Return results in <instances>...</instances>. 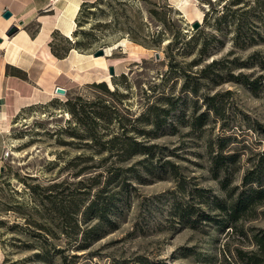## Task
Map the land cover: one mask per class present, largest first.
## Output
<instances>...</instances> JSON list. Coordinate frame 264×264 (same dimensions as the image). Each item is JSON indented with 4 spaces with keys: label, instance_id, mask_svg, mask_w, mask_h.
<instances>
[{
    "label": "rangeland",
    "instance_id": "rangeland-1",
    "mask_svg": "<svg viewBox=\"0 0 264 264\" xmlns=\"http://www.w3.org/2000/svg\"><path fill=\"white\" fill-rule=\"evenodd\" d=\"M76 43L91 55L109 49L97 57L108 89L82 78L0 131L3 264L260 255L264 0H97ZM219 153L233 155L226 171L212 168ZM248 171L263 194L232 220L217 202L245 195Z\"/></svg>",
    "mask_w": 264,
    "mask_h": 264
},
{
    "label": "crops",
    "instance_id": "crops-1",
    "mask_svg": "<svg viewBox=\"0 0 264 264\" xmlns=\"http://www.w3.org/2000/svg\"><path fill=\"white\" fill-rule=\"evenodd\" d=\"M96 1L0 0V131L9 128L24 108L59 100L57 86L67 94L75 81L84 78L90 85L103 77L106 66L100 60L70 43L65 50L58 45L60 40H73L81 10ZM5 12L10 13L8 18L3 17ZM11 26L16 30L7 35ZM1 154L0 148V178ZM3 259L0 243V264Z\"/></svg>",
    "mask_w": 264,
    "mask_h": 264
},
{
    "label": "trees",
    "instance_id": "trees-1",
    "mask_svg": "<svg viewBox=\"0 0 264 264\" xmlns=\"http://www.w3.org/2000/svg\"><path fill=\"white\" fill-rule=\"evenodd\" d=\"M87 6H90V5H86L83 8H85ZM82 13H83V9L81 10L80 19H79L78 24H77L78 27H79L80 21L82 19ZM76 39H77V30L75 31L73 40H71V42L67 41V40L64 41L65 44L62 46V48L61 47L60 48L64 49L70 43V45H72L75 49H77L81 52H85L84 50H81L78 48L77 43H76ZM60 48L57 47V49H56L57 55H60L62 52ZM242 78H244V77H242ZM244 83H246L247 85H251V86L253 85L252 90L254 91V89H255L254 88L255 87L254 82H247V80L245 79ZM95 84L101 85V86L106 85L105 82H97V83H93L92 85H95ZM209 100H210V98H209ZM203 115L204 114H202V116ZM202 116L196 118L195 124L201 123L200 121L202 119ZM154 125L159 126L160 122L155 121ZM223 140H224L223 138L219 139L220 142H224ZM152 147L153 146H143V150L150 151V149ZM232 160H233V155L219 153V154L212 157V163H213L212 168H214V170L217 171V169H219L221 167L224 168V166H225L224 163H227V162L230 163V162H232ZM225 169L226 168H224V171H226ZM1 176H2V173H1ZM258 181H259L258 178L253 177V172L248 171L244 175L243 180H242V184L244 186L247 185V188L242 191V194H245V195H240V197H238L236 199H232L230 197L231 199H228V200L222 199V200L217 202L218 203L217 205L225 212V215L228 218H230L232 220H236L237 218L240 217V215L244 212V210L250 208L255 203V201L261 197V195L263 194L262 188L252 187V185H251L254 183H258ZM257 247H258V251L261 253L260 255L257 252L249 253V254H245V253L243 254L242 252H238V259L236 260L235 264H264V262H263L264 260L262 258V256L264 255V231H263L262 235H260L259 238L257 239ZM1 264H3V262Z\"/></svg>",
    "mask_w": 264,
    "mask_h": 264
},
{
    "label": "water",
    "instance_id": "water-1",
    "mask_svg": "<svg viewBox=\"0 0 264 264\" xmlns=\"http://www.w3.org/2000/svg\"><path fill=\"white\" fill-rule=\"evenodd\" d=\"M10 16V13L9 12H5L3 14V17L4 18H8ZM199 22H194L192 23V29H197L199 28ZM16 28L14 26H11L8 30H7V35H11L13 32H15ZM105 55V52L103 49H98L96 50L95 52L92 53V56L93 57H98V56H104ZM108 74L110 77H112L114 75V70H113V67L112 66H109L108 67ZM54 93L57 94V95H61V96H64L66 95V90L62 87H59L57 86L54 90Z\"/></svg>",
    "mask_w": 264,
    "mask_h": 264
},
{
    "label": "bare ground",
    "instance_id": "bare-ground-1",
    "mask_svg": "<svg viewBox=\"0 0 264 264\" xmlns=\"http://www.w3.org/2000/svg\"><path fill=\"white\" fill-rule=\"evenodd\" d=\"M104 51H105V53H106L105 55H110V51H109V49L105 48ZM97 59H98V58L95 57L94 60H97ZM100 59H101V56H100Z\"/></svg>",
    "mask_w": 264,
    "mask_h": 264
}]
</instances>
